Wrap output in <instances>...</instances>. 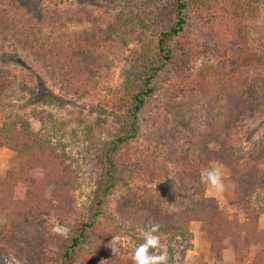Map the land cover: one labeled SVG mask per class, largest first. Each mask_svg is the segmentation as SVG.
<instances>
[{
	"label": "trees",
	"instance_id": "trees-1",
	"mask_svg": "<svg viewBox=\"0 0 264 264\" xmlns=\"http://www.w3.org/2000/svg\"><path fill=\"white\" fill-rule=\"evenodd\" d=\"M46 1L0 0V52L26 54L64 97L89 96L109 78L121 46L134 40L140 48L121 93L105 108L113 128L103 137L95 135L98 127L85 132L102 187L83 218L67 222L75 212L77 175L63 147L16 114L2 120L0 145L28 160L0 178V264L10 256L21 264H133L107 244L126 226L146 231L150 224L159 225L161 245L175 243L184 255L192 247V221L213 251L231 243L242 252L256 244L251 264H264V228L258 226L264 206L253 205L264 189V144L243 150L236 137L245 122L264 117V0H76L62 8ZM97 4L110 7L105 16L93 12ZM190 22L194 34H188ZM174 45L204 61L180 85L178 99L154 105L156 81ZM216 83L220 118L213 113ZM8 87L0 68V102ZM26 88L32 102L43 101L21 85ZM198 106L205 108L203 119L185 120ZM212 162L228 168L229 203L243 220L224 215L205 195L201 172ZM117 189L112 211L108 200ZM53 214L67 223L66 235L47 226Z\"/></svg>",
	"mask_w": 264,
	"mask_h": 264
},
{
	"label": "rangeland",
	"instance_id": "rangeland-1",
	"mask_svg": "<svg viewBox=\"0 0 264 264\" xmlns=\"http://www.w3.org/2000/svg\"><path fill=\"white\" fill-rule=\"evenodd\" d=\"M46 2L57 8L76 4V0H50ZM108 8L110 7L99 4L91 6L96 15L102 14L103 16H105L104 10H109ZM195 32H197L196 26L190 22L188 34H194ZM139 48L140 44L134 40L121 46L117 54L113 55V57L115 56V61L111 67L109 78L101 81L89 96L82 99L64 97L58 85L48 81L43 70L23 52L9 49L6 50L7 57L0 52V68L6 71L8 78L11 80V87L5 90L0 102L4 106V110L0 111V124L7 115L16 114L33 131H41L45 135H50L52 143L58 144V149L63 147V150L69 156L68 162L72 164L76 172L77 185L73 190L75 212L66 217L67 222L73 221L74 218L86 216L90 211L94 198L97 196L96 193L102 187L98 183L99 170L93 156L94 153L92 150L87 151L88 141L85 137V132L89 126L93 129L98 127L99 130L95 135L103 137L107 130L113 128L114 117L108 115L105 108L110 101L121 93L123 79L130 71L133 58L138 54ZM203 61V57L195 55L189 57L182 54V50L177 45H174L171 62L166 66V69L161 71L157 78L156 83L159 87L154 98V105L168 102L171 99H178L180 85L182 86L185 78L188 75L191 76ZM22 84L40 93V100L43 101L32 102L36 98L30 97L27 88L22 90ZM42 85L54 96L43 95ZM215 87L217 88V105L213 113L216 118H220L222 92L219 83H216ZM204 114L205 108L198 106L194 113L185 117V120L194 124V121L200 122ZM236 137L238 147L243 150H247L256 142L261 141L264 144V117L245 122L237 130ZM1 140L2 135L0 133V142ZM160 159L158 158L157 160L160 162ZM27 160V156L16 154L0 145V178L5 175L7 170L18 169ZM214 166H219L222 169L224 190L216 192L205 183V195L216 199L218 208L224 215L243 220L245 215L241 212L234 213L235 210L229 203L234 196L228 168L218 162H212L208 169ZM121 191L122 189H117L109 196L107 207L110 210L113 211L116 198ZM253 205L264 206V189L261 190L256 201H253ZM3 220L4 217L0 215V222H3ZM46 223L51 230L57 225L62 229H68L67 223L61 221L55 214L48 216ZM258 226L264 228V212L259 216ZM189 229L193 234L191 239L192 247L184 255H181L180 247L175 243L165 242L162 245L160 251L167 253L168 264H220L219 260L222 261L221 264H251L256 244L239 252L233 248L231 243H228L221 248L228 247V254L221 255V250L216 252L210 248L205 231L201 229L198 222H190ZM144 231L140 228L129 229L126 226L119 235L114 236L108 242L107 247L110 253H119L124 258L131 259L135 248L140 244L141 233ZM113 247L116 249L115 252L112 251ZM12 257L6 258L4 264H14L11 260Z\"/></svg>",
	"mask_w": 264,
	"mask_h": 264
},
{
	"label": "clouds",
	"instance_id": "clouds-1",
	"mask_svg": "<svg viewBox=\"0 0 264 264\" xmlns=\"http://www.w3.org/2000/svg\"><path fill=\"white\" fill-rule=\"evenodd\" d=\"M201 181L210 186L211 189L216 192H222L224 190V184L222 179V169L219 166H214L201 173ZM158 224H150L148 229L141 233L143 243L139 244L131 257L133 264H168V256L166 252H161V241L158 235ZM52 231L59 235H66L67 229H62L60 226H54ZM150 249L152 250L150 252ZM112 251L116 249L113 247ZM11 260L14 264H20L15 257Z\"/></svg>",
	"mask_w": 264,
	"mask_h": 264
},
{
	"label": "crops",
	"instance_id": "crops-1",
	"mask_svg": "<svg viewBox=\"0 0 264 264\" xmlns=\"http://www.w3.org/2000/svg\"><path fill=\"white\" fill-rule=\"evenodd\" d=\"M228 251H229L228 247H224L223 249H221L220 253H221V255H226V254H228ZM219 262L221 264L222 261L219 260Z\"/></svg>",
	"mask_w": 264,
	"mask_h": 264
}]
</instances>
